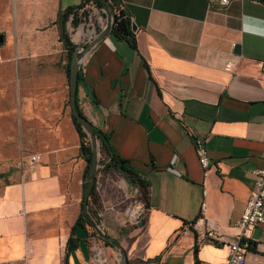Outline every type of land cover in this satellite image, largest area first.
Here are the masks:
<instances>
[{"label":"crops","instance_id":"crops-1","mask_svg":"<svg viewBox=\"0 0 264 264\" xmlns=\"http://www.w3.org/2000/svg\"><path fill=\"white\" fill-rule=\"evenodd\" d=\"M35 1L44 19L23 22L14 32L47 21L50 32L29 44L16 40L20 51L55 49L59 12L81 0ZM116 7L126 32H108L96 43L81 59L75 82L77 111L105 137L104 147L96 140L100 162L89 213L112 229L127 264H219L262 166L264 0H117ZM65 60L27 82L21 53L15 57L16 139L32 146L37 158L30 163L24 157L15 179L0 186V264H90L88 242L96 236L74 224L84 163L63 109ZM195 138L203 140L204 168ZM61 150L70 151L67 160ZM109 156L123 160L130 173L106 166ZM110 168L124 174L132 195H120L123 182L106 179ZM96 202L100 212L92 215ZM134 202L140 213L130 221L121 212ZM201 203L219 244L196 238L190 226L180 231ZM243 264H264V221L249 233Z\"/></svg>","mask_w":264,"mask_h":264},{"label":"rangeland","instance_id":"rangeland-1","mask_svg":"<svg viewBox=\"0 0 264 264\" xmlns=\"http://www.w3.org/2000/svg\"><path fill=\"white\" fill-rule=\"evenodd\" d=\"M38 3V2H37ZM49 1H46L45 9L48 7ZM39 6L36 4L35 0H0V34L2 35L3 42L0 44V186L3 184L9 183L15 179L17 174L20 172V168L25 166V162H22L21 165L18 164V156L30 154L32 146H21L18 145V124L15 123V116L13 114V108L15 104V95H16V83H17V70L15 57L21 53V58L23 61V71L22 74L27 82L31 79H35L38 76V73L41 75L45 70L50 71L51 69L55 70L59 64H56V61L66 58V49L65 46L59 40V37L56 38L55 34L53 35V42L55 43V49H37V48H23L20 51V48H15V41L18 40L24 44L32 43L33 41L38 40L39 35L43 33L50 32V25L48 21L44 25H37L30 28V31L27 32L23 29V32L15 33V30H19L23 25V22L28 24L29 22H41L39 16ZM48 9L44 11L47 14ZM43 21V20H42ZM86 22V21H85ZM87 23H93L92 17L89 18ZM71 26V25H69ZM69 26L64 28V35L67 40L71 43L72 37L70 34ZM88 27V26H87ZM94 29H96L94 27ZM98 30L96 29L95 32ZM43 36V35H42ZM51 36V34L49 35ZM60 41L61 45L58 43ZM7 44H4L6 43ZM79 44V43H78ZM81 44V43H80ZM14 45V46H13ZM19 46V45H18ZM18 58V57H17ZM16 58V59H17ZM8 59V60H7ZM8 61V62H7ZM63 72H64V66ZM20 74V72H19ZM20 76V75H19ZM65 78V74H64ZM29 86V85H28ZM67 87H66V78L64 79V97H63V109L66 114H68V105H67ZM43 132V131H42ZM64 141L66 143L70 142L67 138L66 130L63 131ZM26 136H32V132L28 131ZM45 135V134H44ZM79 142V140H77ZM84 142H87L86 136L83 138ZM36 148V147H34ZM53 148V147H50ZM64 148V147H63ZM65 151L61 150L63 157L68 159L67 154H70V151L64 153ZM96 159L100 162L99 154L96 151ZM83 163H85L83 161ZM30 165V163H28ZM106 179L112 180L117 179L120 184L123 182V186L119 187V193L122 195V190L125 195L131 194V188L128 186L125 176L122 172L115 170L106 169L104 170ZM85 168L83 167V176L81 182V188L84 181ZM95 175V174H94ZM101 182V181H100ZM104 189H108L109 183H101ZM80 191V188H79ZM132 195V194H131ZM122 198V196H121ZM89 211V210H88ZM92 215L100 212V204L96 202L91 207ZM108 213V214H107ZM106 213V216L112 214L111 210ZM102 216V214L100 215ZM105 218L103 217L102 220ZM99 225V223H97ZM99 227L104 230L106 233L112 235V229L106 228L105 223L99 225ZM84 228L90 234H93V230L89 225H84ZM97 238V236H96ZM97 242L101 245L102 241L97 238ZM101 251L104 255L105 263L103 264H117L115 257V250L113 247L107 246L104 249L101 247ZM122 250V248H121Z\"/></svg>","mask_w":264,"mask_h":264},{"label":"built area","instance_id":"built-area-1","mask_svg":"<svg viewBox=\"0 0 264 264\" xmlns=\"http://www.w3.org/2000/svg\"><path fill=\"white\" fill-rule=\"evenodd\" d=\"M218 2L220 4H226L227 0H218ZM71 7V11L67 13L66 19L64 20V28L71 25L68 29L70 30L71 36H74V39H72L73 44L84 43L94 36L96 29L98 30L101 21L102 9L95 3L94 0H81ZM119 9V7H116L112 9V12L117 14ZM72 17L76 18L75 24H71ZM90 17H92L93 23H87ZM94 27L96 29H94ZM260 65L264 69V57L260 61ZM223 67L228 68L229 62H225ZM192 144L197 157V163L201 168H204L207 164V156L203 140L195 138L193 139ZM24 157H26L30 163L34 162L37 158L35 154H28L26 156L19 154V165H21ZM260 161L262 166L260 169L255 171L254 179L250 185L247 198L244 201L242 210L235 223V226L237 227L236 237L234 240L225 243L226 257L219 264H243L244 252L249 244V233L252 228L264 221V142L263 149L260 153ZM202 210L203 204L201 203L197 217L193 221L186 222L180 231L184 232L187 227L190 226L194 229L196 238H207L212 243L219 244L220 241L217 236L216 228L211 221L202 216ZM139 213L140 207L136 202L132 204H125L121 212L123 217L129 219L130 221H134L138 217ZM101 247L102 245H99L95 237H90V241L88 242L90 264L105 263Z\"/></svg>","mask_w":264,"mask_h":264},{"label":"water","instance_id":"water-1","mask_svg":"<svg viewBox=\"0 0 264 264\" xmlns=\"http://www.w3.org/2000/svg\"><path fill=\"white\" fill-rule=\"evenodd\" d=\"M99 4L102 9V16L98 31L94 36L84 43L75 44L72 46L69 52L67 60V75H66V87H67V105L69 115L74 119V121L79 125L80 129L84 132L88 148H89V158L86 163L85 177L81 189V200L79 207L80 217L90 226L93 230L95 236L102 241L104 246L108 245L113 247L115 250V257L117 264H127L121 247L115 240V238L102 230L97 222L93 219L87 208V198L92 185L93 176L95 174L96 168L99 162L96 159V136L93 132L95 130L90 122L81 115L74 103V92H75V82H76V72L78 68V63L82 57L90 50L92 47L101 41L104 36L109 32L111 23L114 19L112 8L106 0H94ZM2 41V35L0 34V43ZM233 52L237 53V45H233Z\"/></svg>","mask_w":264,"mask_h":264},{"label":"trees","instance_id":"trees-1","mask_svg":"<svg viewBox=\"0 0 264 264\" xmlns=\"http://www.w3.org/2000/svg\"><path fill=\"white\" fill-rule=\"evenodd\" d=\"M109 5L111 6L112 9L116 8V4H117V0H106ZM97 5H99L97 2H95ZM71 6L70 7H65L61 12H59L57 18H56V23H57V28H58V37L59 40L61 41V43L65 46L66 49V60H65V65H64V74H65V78L67 75V60H68V56H69V52L72 49V44L67 40L66 36L64 35V20L66 19V15L68 12L71 11ZM114 19L111 23V27L109 32L111 34H120V33H125V24L126 21L124 20L123 13L121 12V10L119 9L117 11V14H114ZM76 22V18L72 17L71 19V24H75ZM78 78V72H76V80ZM71 124L73 125V128L76 132V135L78 137V151L79 154L81 155L82 160L85 162L84 163V168L86 170V163L88 161L89 158V148H88V143L83 141V138L85 137L84 132L80 129L79 125L74 121V119L69 115ZM97 140H99V142L101 143V145H103L104 147V142H105V137L103 136V134H101L99 131H97L96 129L93 130ZM107 165L106 166H111L115 169L118 170H122L126 173H130V171L128 170V168L123 164V160L109 156V159L107 161ZM74 224L82 226L83 224L88 225L83 219H81L80 214H77L75 220H74ZM70 242V237L67 238L66 244L68 246V243Z\"/></svg>","mask_w":264,"mask_h":264},{"label":"flooded vegetation","instance_id":"flooded-vegetation-1","mask_svg":"<svg viewBox=\"0 0 264 264\" xmlns=\"http://www.w3.org/2000/svg\"><path fill=\"white\" fill-rule=\"evenodd\" d=\"M94 176H95V175H94ZM94 176H93V181H94ZM84 177H85V174H84ZM93 181H92V184H93ZM91 187H92V185H91ZM90 193H92L91 189H90V191H89V195H90ZM87 205H88V201H87Z\"/></svg>","mask_w":264,"mask_h":264}]
</instances>
